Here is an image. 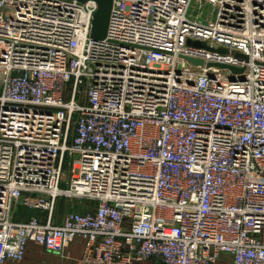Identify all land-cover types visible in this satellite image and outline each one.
<instances>
[{"label": "built area", "instance_id": "1", "mask_svg": "<svg viewBox=\"0 0 264 264\" xmlns=\"http://www.w3.org/2000/svg\"><path fill=\"white\" fill-rule=\"evenodd\" d=\"M97 8L0 0V264H264V0H114L104 40Z\"/></svg>", "mask_w": 264, "mask_h": 264}, {"label": "crops", "instance_id": "2", "mask_svg": "<svg viewBox=\"0 0 264 264\" xmlns=\"http://www.w3.org/2000/svg\"><path fill=\"white\" fill-rule=\"evenodd\" d=\"M96 203L88 200L83 201H74L71 202V209L84 213L90 211L94 208ZM25 208H30L23 206V215L19 218L15 214V219L18 221L28 220L32 216L41 217L43 220L47 218V212H43L40 209L31 208L34 210L25 212ZM67 208V203L63 199L59 200L56 204V209L54 213V221L57 224L62 223L63 216ZM35 213V214H34ZM26 215V216H25ZM25 216V217H24ZM85 250V241L81 237H77L70 246L65 250L63 256L47 250L45 247L36 244L35 242H29L26 250V254L23 260L14 261L7 260L4 264H79L80 259L82 258ZM141 264H165L164 261L160 258H152L149 260L143 261ZM217 264H232V257L225 255L223 259L217 262Z\"/></svg>", "mask_w": 264, "mask_h": 264}, {"label": "water", "instance_id": "3", "mask_svg": "<svg viewBox=\"0 0 264 264\" xmlns=\"http://www.w3.org/2000/svg\"><path fill=\"white\" fill-rule=\"evenodd\" d=\"M78 2H88V1H94L97 3V11L95 12L94 19H93V25H92V31H91V37L96 40H104L107 37L108 34V28H109V22L110 17L113 9V3L114 0H75ZM188 46L195 47V48H202L207 49L212 52L220 53L222 55H228L229 51L224 48H215L210 45H208L206 42H199V41H191L189 40L187 42ZM234 56L236 58L245 59L246 61L249 60V58L246 55H243L241 53H235ZM192 64L198 66H205V62L201 59H195V58H187ZM207 66H218L221 68H225L231 72L242 74L245 71L244 67H236L232 65L222 64V63H209Z\"/></svg>", "mask_w": 264, "mask_h": 264}, {"label": "rangeland", "instance_id": "4", "mask_svg": "<svg viewBox=\"0 0 264 264\" xmlns=\"http://www.w3.org/2000/svg\"><path fill=\"white\" fill-rule=\"evenodd\" d=\"M192 12V7L190 8V12L189 13H191ZM190 15V14H189ZM207 16H208V13L206 14ZM76 159H78V156H76ZM68 165H67V163H66V165H65V175L64 176H66V172L68 171V167H67ZM21 208H23V206L21 205H19V206H17V208H16V216L19 218V216L21 217V215H23L21 212L23 211V209H21ZM26 210H25V212H27V209H28V211H31V210H34V209H31V208H25ZM35 214V213H34ZM36 215V214H35ZM34 215V216H35ZM26 216V215H25ZM24 216V217H25Z\"/></svg>", "mask_w": 264, "mask_h": 264}]
</instances>
